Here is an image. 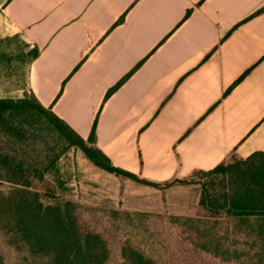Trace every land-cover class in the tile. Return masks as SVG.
I'll use <instances>...</instances> for the list:
<instances>
[{"label": "crops", "instance_id": "0c3cea01", "mask_svg": "<svg viewBox=\"0 0 264 264\" xmlns=\"http://www.w3.org/2000/svg\"><path fill=\"white\" fill-rule=\"evenodd\" d=\"M15 36L39 54L7 92L0 61V98L27 91L85 139L96 124L116 167L162 183L264 153V0H0Z\"/></svg>", "mask_w": 264, "mask_h": 264}, {"label": "rangeland", "instance_id": "374dc122", "mask_svg": "<svg viewBox=\"0 0 264 264\" xmlns=\"http://www.w3.org/2000/svg\"><path fill=\"white\" fill-rule=\"evenodd\" d=\"M0 51L10 80L3 92L24 88L30 49L15 36L3 40ZM6 120L13 131L0 129L2 264L42 260L19 228L22 199H34L28 192L45 207L74 215L83 233L100 234L107 247L101 251L104 264H127L137 259L134 252L147 264H264V248L241 234L255 226L254 218L247 223L223 208L244 191L246 163L229 159L231 166L218 173H193L186 184L153 188L95 166L36 107L12 110Z\"/></svg>", "mask_w": 264, "mask_h": 264}, {"label": "trees", "instance_id": "16d2710c", "mask_svg": "<svg viewBox=\"0 0 264 264\" xmlns=\"http://www.w3.org/2000/svg\"><path fill=\"white\" fill-rule=\"evenodd\" d=\"M190 11L187 12L186 18L189 17ZM124 19V17H122ZM11 39V38H10ZM3 42V41H2ZM0 42V44L2 43ZM32 59H35L39 50L35 46L30 48ZM30 62V64H31ZM141 65V64H140ZM139 67V66H138ZM130 73L125 76L114 88L108 90L106 99L121 87ZM242 75L234 85L226 92L227 96L235 87V85L243 78ZM26 93V92H25ZM24 93V96L18 99L0 98V129L4 131H13L8 128L6 123L7 115H11L12 110L36 109L45 113L49 119V123L54 126L56 131L62 133L72 146L81 148L87 158L97 167L107 171L110 174L124 176L132 181L150 185L153 188H164L188 183V178H175L167 182H154L148 178L131 173L130 171L116 167L106 154L95 145L96 124L89 138L85 139L75 132L63 119L53 113L51 108H46L32 94ZM29 94V96H27ZM224 96V97H225ZM9 113V114H8ZM231 160H240L246 163L249 168L245 176L247 179L243 184L244 191L236 193L233 198H236L232 204L223 207L229 214L237 215L247 223L254 218V227L247 225L241 233L244 236L248 234L255 237V244L258 247L261 245L264 248V153L258 151L253 153L248 158H241L236 152H233ZM5 163H12L4 158ZM231 166V165H230ZM226 161L217 165L210 171H194L193 173H214L227 169ZM30 199H22L19 209L21 210L20 230L25 235V242L29 249L38 256H41L39 264H104V259L101 257V251L107 248L103 237L98 233H83L82 229L76 222V217L64 211L60 206L45 207L39 200L36 193L28 192ZM249 226V228H248ZM137 256L136 260L127 264H147V258L139 252H134ZM102 259V260H101ZM264 260V250L263 258ZM0 264L2 261L0 259Z\"/></svg>", "mask_w": 264, "mask_h": 264}]
</instances>
